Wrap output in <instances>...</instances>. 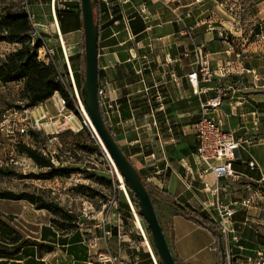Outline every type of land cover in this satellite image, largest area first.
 Segmentation results:
<instances>
[{
    "label": "crops",
    "instance_id": "1",
    "mask_svg": "<svg viewBox=\"0 0 264 264\" xmlns=\"http://www.w3.org/2000/svg\"><path fill=\"white\" fill-rule=\"evenodd\" d=\"M37 1L39 3L33 5L37 12L32 13L36 18L47 17L45 11L42 13L41 10L48 3L50 6L51 2ZM75 1L76 4H71L69 10L71 14H77L79 5L81 6L80 0ZM133 1L136 5L147 4L152 14L149 22L139 16L129 22L130 33L136 36L134 41L129 40L124 22L115 25L109 14L108 18L104 16V6L98 5L96 11L95 21L99 27V87L106 88L109 97L120 104L119 116L114 115L105 122L145 180L151 178L158 183L160 191L170 195L177 203L173 205L158 202L156 208L175 259L182 264H217V252L209 249L216 242L212 233L182 213L184 207H187L207 215L202 206L210 202L212 196L204 191L203 182L215 185L212 175H202L203 167L195 155L198 145L195 126L200 115V102L221 95L222 106L215 111L213 117L223 120V129L235 132L238 137H255L254 146L249 150H242L234 166L240 178L230 184L226 193L220 194V201L231 203L248 197L246 186H255L264 174V23L260 24L261 27H251L257 19L264 20V0H251L254 6L244 17L248 27H243L233 40L235 51L243 53L238 70L240 71L241 66L253 69L259 74L260 81H254L250 74L222 79L214 77L210 82H202L199 87L201 94L196 95L186 80L188 73L194 69L193 58H189L174 67L177 75L184 81V86L179 88L171 83L163 85L160 88L163 96L161 103L154 100L153 90L151 95H146L144 87L145 84L152 85L154 78L161 79L160 64L167 54L177 56L190 47L193 41L204 40L214 68L229 58L236 59L234 54L231 57L225 54L229 47L218 36V31L210 32L207 27V23L214 21L217 26L232 28L233 19L217 10L213 0H205L202 4H194L193 0H175L180 14L187 11L193 14L185 25L177 22L170 10L156 0ZM130 12L133 9L128 14ZM62 17L63 15L60 20ZM37 24L45 39L55 35L56 27L52 22ZM61 24L60 21V32ZM149 26L152 27L151 31H147ZM74 29H66L61 34L68 45L69 54L78 56L82 52V30ZM186 29L187 35H182L181 32ZM253 30L255 35L251 36ZM256 34H261L262 38L258 39ZM19 48L17 44L1 43L0 49L4 52H0V63L9 56L7 52H15ZM134 48L138 49L140 55L151 56V71L146 69L143 74L137 73L138 62L130 61V51ZM22 86L24 88L23 83ZM161 107L163 110H160ZM154 109L160 110L155 117L152 114ZM156 119L157 127L154 126ZM169 127L172 128L171 132ZM140 152L146 159L139 155ZM152 153L156 157L154 160L148 158ZM251 161H255L259 169H251ZM235 221H248L258 225L264 223V219L255 221L252 210L238 212ZM43 229L50 233L44 234ZM69 232L53 227L51 219L47 224L41 225L34 241L53 249L40 253L37 251L38 247L32 246L36 254L34 261L37 264H77L75 258L68 253L71 246L69 240L76 234L71 235ZM262 237L253 229L247 228L243 242L246 247L255 248L260 245ZM62 240L66 242L62 243ZM79 244L86 249L88 257V250L81 243L80 237ZM19 256L21 254L10 258L11 264H25L26 259L20 260ZM42 258L47 263L42 262Z\"/></svg>",
    "mask_w": 264,
    "mask_h": 264
},
{
    "label": "built area",
    "instance_id": "2",
    "mask_svg": "<svg viewBox=\"0 0 264 264\" xmlns=\"http://www.w3.org/2000/svg\"><path fill=\"white\" fill-rule=\"evenodd\" d=\"M156 1L170 10L177 22L185 25L187 20L192 19L191 11L184 14L179 13L180 8L175 4V0ZM204 1L193 0L194 4H202ZM72 2L74 0H51L55 21L52 25L56 27L55 33L60 39V47L54 48L39 30L29 0H23L22 9L27 13L33 27L32 45L41 41L37 49L38 60L54 68L55 79L67 93L74 110L68 107V99L63 97L59 91H56L48 101L35 107H28L26 100L18 99L14 106L0 110V169L8 171L17 168L25 172L31 167V164L24 158L25 154L19 152L20 146L40 152L44 157L51 159L55 166L61 164L59 155H62L69 163L91 160L99 164L103 161L100 167H103L102 171L110 181L106 198L96 206L89 201L83 203V208L77 213L71 209L68 211L74 214L71 222L73 228L69 230V233L79 235L81 243L88 250L86 264H161L147 223L140 215L138 203L85 108L82 88L77 81V72L72 67L68 45L59 29L60 17L71 9ZM213 2L217 10L232 17V28L217 26L216 22L212 21L207 23L208 30L218 31V36L229 47L225 54L229 57L234 54L236 59L229 58L214 68L204 40L193 41L190 47L177 56L167 54L160 64L161 79L154 78L152 85L145 84L144 87V92L148 96L151 95L152 90L154 91V100L157 103L162 102L163 96L160 88L163 85L171 83L179 88L184 86V81L177 75L174 67L189 58H193L194 69L188 73L186 80L196 95L201 94L200 84L210 82L214 77L222 79L233 75L250 74L254 81H260V76L255 70L244 66H241L240 71L238 70V65L243 60V53L235 51L233 43L237 33L241 32L243 27H248L244 17L253 7L251 1L213 0ZM97 3L105 7L115 25L124 22L130 41H134L136 36L130 33L129 22L138 16L147 22L152 18L149 6L145 3L136 5L133 0H97ZM130 9H133V12L128 14ZM251 27L256 28L261 25L255 23ZM151 29V26L147 27V31ZM188 29L182 31L181 34L187 35ZM250 35H255V31L253 30ZM256 37L262 38L261 34H256ZM57 55L59 59H56ZM130 61L138 62L137 73L139 74H143L146 69L150 70L153 64L151 56L140 55L137 48L130 51ZM144 82L146 83L145 80ZM12 85L17 91H23L22 82L5 84L0 81V92L9 91ZM99 103L105 121L106 119L111 120L114 115L119 116L120 104L109 97L106 88L99 87ZM222 103L221 95L201 101L200 115L195 126L198 141L195 155L203 167L202 175H212L215 180V185L203 182L204 191L212 196V200L204 203L202 209L219 228L226 264H264V245L248 248L243 242L247 228L253 229L263 237L264 233H261L258 230L260 228L253 223L235 221V215L238 212L264 206V174L255 186L251 184L246 186L249 196L245 199L231 203L220 201V194L226 193L230 184L240 178L234 169V163L238 160L240 152L249 150L256 140L252 136L238 137L235 132L223 129V120L213 117ZM160 110H163L162 107ZM160 110L154 109L153 116L155 117ZM157 125L156 119L154 126L157 127ZM168 130L171 132L172 128L169 127ZM64 132L86 133L88 144L94 147L95 151L73 148L66 150L60 141V136ZM139 155L146 159L143 153L140 152ZM148 158L154 160L156 157L152 153ZM62 163L66 164L64 161ZM249 167L259 169L255 161L249 162ZM147 182L161 190V186L151 178ZM120 194L124 196V201L119 198ZM122 202L127 207H122ZM259 225L264 226V223ZM209 249L218 252L217 242H214ZM40 260L47 263L43 258ZM11 263L10 259L0 256V264Z\"/></svg>",
    "mask_w": 264,
    "mask_h": 264
},
{
    "label": "trees",
    "instance_id": "3",
    "mask_svg": "<svg viewBox=\"0 0 264 264\" xmlns=\"http://www.w3.org/2000/svg\"><path fill=\"white\" fill-rule=\"evenodd\" d=\"M44 2H51V0H42ZM98 9V3L94 9V16L96 18V11ZM108 18L107 10L102 11ZM62 16V15H61ZM61 32L64 33L66 29H80L82 30V42H81V50L80 55L77 56L76 61V72H77V81L82 88V85L85 80V39L83 32V24H82V14H81V6L79 5V11L77 14H71V12H65L63 17L61 18ZM113 22V21H112ZM74 29V30H75ZM32 31L33 27L29 21L28 15L25 11L19 12H10L4 11L0 12V44L1 43H9V44H17L20 46L18 50L11 53L4 61L0 63V81L9 84L15 82H22L24 84L23 88V96L22 99L27 101L28 107H35L41 103L48 101L56 91H59L63 97L68 99V107L74 110L73 103L69 100L67 93L64 91L63 87L56 81L55 79V70L52 66H47L44 63L38 60L37 49L41 45V41H37L35 45H32ZM72 63V62H71ZM72 67L74 65L72 64ZM74 69V68H73ZM106 126L112 133V130L106 123ZM114 136V134L112 133ZM115 138V136H114ZM117 141V139L115 138ZM89 152L95 151L94 147L89 145V148L86 149ZM124 154L129 158L126 151L122 148ZM20 153L26 154L29 158H31L39 167L41 168H50L52 170L50 175L43 176H35L37 179H52L58 176H67L69 173L62 169H55L52 162L45 158L41 153L32 150L26 146L19 147ZM130 160V159H129ZM131 161V160H130ZM132 163V161H131ZM237 162L234 163V166ZM133 164V163H132ZM134 165V164H133ZM135 166V165H134ZM136 168V167H135ZM137 169V168H136ZM138 171V170H137ZM8 171H4L0 169V175H6ZM139 175L142 178V181L154 203L155 208H157L158 202H167L170 204H177L174 199L165 193L164 191H160L156 189L152 184L148 183L143 177L142 173L139 172ZM100 181H104V179H100ZM109 186L110 181L108 180ZM134 195V194H132ZM0 199L9 200V201H22L25 200L32 205L37 206L39 210H46L49 213H52L57 217L56 219H51V224L58 230H71L66 228V225L63 221L73 220L74 216L66 213L57 205L53 203L38 200L34 195L24 194V195H15L11 192L0 193ZM137 202V200L135 199ZM122 207H127L122 202ZM182 213L190 220L196 222L200 226L208 229L213 237L215 238L218 246V263L217 264H226L225 256L223 252V246L221 244V235L219 232L218 226L211 221L207 215L203 213L196 212L194 210H190L187 207H184ZM50 233L49 230L43 229V233ZM16 232L9 227V225L0 219V235L1 237L9 241H14V245L19 243L21 240V236L18 234L15 238L12 239V235ZM71 246L69 247L68 253L72 255L77 264H85L87 258L86 249L79 244V237L74 235L70 238ZM65 243V240L61 241ZM260 245H264V238L260 239ZM12 243V244H13ZM32 246L38 247V252H44L47 250H52L53 247L43 244H38L35 241L29 242L26 245H22L19 247H15V250H0V256L4 258H13L18 254H21L18 258L20 260L26 259L25 264H37L34 261V249ZM31 257V258H30ZM177 264H182L178 259H175Z\"/></svg>",
    "mask_w": 264,
    "mask_h": 264
},
{
    "label": "rangeland",
    "instance_id": "4",
    "mask_svg": "<svg viewBox=\"0 0 264 264\" xmlns=\"http://www.w3.org/2000/svg\"><path fill=\"white\" fill-rule=\"evenodd\" d=\"M29 3L31 4L32 12H37L33 5L39 2L37 0H29ZM72 4H76V1L74 0ZM251 5L254 6L253 3H251ZM22 7L23 0H0V12H19L23 11ZM44 11L47 14V17H37L36 22H44L46 24L55 22L51 4L49 6L48 3V6L45 7V9L42 8L41 12L43 13ZM261 23H264V20L257 19L256 24ZM47 40L50 42L52 47H60V39L56 33L55 35L50 36L49 39L47 38ZM0 52L2 54L4 51L0 49ZM75 52L76 50L74 53ZM7 53L10 55L13 52ZM70 57L71 62L74 65L73 68L76 70L77 56L70 55ZM56 59H59L58 55L56 56ZM22 96L23 91H17L13 85L9 91L0 92V110L14 106L18 99H22ZM260 112L262 113L263 111ZM60 141L66 150L73 148L88 151L86 149L89 148L88 137L84 132L75 134L64 132L60 136ZM24 158H26L27 162L31 164V167L25 170V172L16 168L8 170V174L4 176L0 175V193L11 192L15 195L31 194L38 200L47 201L57 205L68 214H70L68 212L69 209H71L74 213H77L83 208V203L88 201L92 202L93 205L96 206L100 201L104 200L106 198L105 195L109 193L108 179L102 171L103 167H100L103 161L99 164L97 161L93 162L91 160L69 163L68 161H65V158L62 155H59L58 158H60L59 160L61 164L59 166H53L55 169H62L66 171L69 175L58 176L52 179H37L33 175H50L52 170L50 168L39 167L26 154ZM49 160L51 161V159ZM63 161L66 162V164H63ZM96 164H98V166H96ZM100 179H104V181H100ZM119 198L124 201V196L122 194L119 195ZM252 211L254 213L255 221L264 219L263 205L262 207L259 206L258 209H253ZM58 216L59 215H57V217ZM57 217L46 210L37 209V206L32 205L25 200L9 201L0 199V219L5 221L9 227L16 232V235L13 234L11 236L12 239L18 234L21 236V240L16 246V244L14 245L13 243L14 241H6L0 235V249L13 251L19 246L26 245L29 242H34V239L38 237L41 225L47 224L50 219H56ZM63 222L66 225V228H73L71 220ZM254 225L260 228L258 230L261 233H264V226H258V224Z\"/></svg>",
    "mask_w": 264,
    "mask_h": 264
},
{
    "label": "water",
    "instance_id": "5",
    "mask_svg": "<svg viewBox=\"0 0 264 264\" xmlns=\"http://www.w3.org/2000/svg\"><path fill=\"white\" fill-rule=\"evenodd\" d=\"M80 1L85 39V80L82 85V96L85 108L118 170L124 177L126 185L137 200L140 215L147 223L161 264H177L162 225L160 224L154 203L141 176L129 158L124 154L121 146L106 126L103 118L99 103V27L94 16L97 0Z\"/></svg>",
    "mask_w": 264,
    "mask_h": 264
}]
</instances>
